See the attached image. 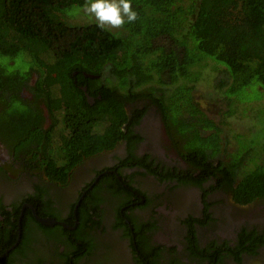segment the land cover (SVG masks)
I'll list each match as a JSON object with an SVG mask.
<instances>
[{
  "label": "trees",
  "instance_id": "trees-1",
  "mask_svg": "<svg viewBox=\"0 0 264 264\" xmlns=\"http://www.w3.org/2000/svg\"><path fill=\"white\" fill-rule=\"evenodd\" d=\"M85 2L0 0V140L35 147L34 153L43 142L48 176L64 183L76 164L132 133L126 107L147 99L185 161L205 176H219L238 204L264 199V140L255 154L248 146L224 160L223 130L196 97V84L210 66L228 75L215 91L230 103L247 111L245 95L253 85L264 96V0H131L137 19L117 31L102 30L91 17L85 25L70 24L67 14ZM35 200L45 217L48 207L38 195ZM17 215L15 222L0 223V255L17 241ZM33 221L27 211L20 245L0 264H12L26 251ZM38 227L48 238L63 236L60 226Z\"/></svg>",
  "mask_w": 264,
  "mask_h": 264
},
{
  "label": "flooded vegetation",
  "instance_id": "flooded-vegetation-1",
  "mask_svg": "<svg viewBox=\"0 0 264 264\" xmlns=\"http://www.w3.org/2000/svg\"><path fill=\"white\" fill-rule=\"evenodd\" d=\"M126 109L132 133L76 164L64 183L48 176L43 142L34 153L0 140V223L18 214L19 235L25 213L34 219L26 251L11 263L264 264V199L238 204L219 176L185 161L150 100ZM51 124L48 118L45 127ZM35 214L70 228L42 225ZM38 223L62 227L63 236L48 238Z\"/></svg>",
  "mask_w": 264,
  "mask_h": 264
},
{
  "label": "rangeland",
  "instance_id": "rangeland-1",
  "mask_svg": "<svg viewBox=\"0 0 264 264\" xmlns=\"http://www.w3.org/2000/svg\"><path fill=\"white\" fill-rule=\"evenodd\" d=\"M90 17L86 13L84 14L82 8L74 9L71 15L67 14L68 22L74 24V26L90 23V19L91 21L95 20L94 17ZM112 30L117 31L121 28ZM16 64L22 67L24 65L23 60H17ZM221 68L219 66V68L213 70L210 66L203 70L206 73H203V77L196 84V97L208 117L214 120L223 130L222 137L225 151L222 153V158L224 160L237 152L238 148L242 149L248 146L255 154L258 148L262 147V141L264 140V96L260 97L261 92L256 89L258 85H253L251 87L252 92L245 95L246 100L244 101L248 105L247 111L244 109L246 106H242L238 102L230 103L226 98L219 96L215 91L216 86L220 82L228 80V75ZM243 110L246 112H243ZM261 117L263 118L262 121L257 119ZM247 163L250 168L254 166V163L250 164L249 161Z\"/></svg>",
  "mask_w": 264,
  "mask_h": 264
},
{
  "label": "clouds",
  "instance_id": "clouds-1",
  "mask_svg": "<svg viewBox=\"0 0 264 264\" xmlns=\"http://www.w3.org/2000/svg\"><path fill=\"white\" fill-rule=\"evenodd\" d=\"M82 11L94 17L97 27L102 30L120 29L126 22L132 23L137 19L131 0H86Z\"/></svg>",
  "mask_w": 264,
  "mask_h": 264
},
{
  "label": "water",
  "instance_id": "water-1",
  "mask_svg": "<svg viewBox=\"0 0 264 264\" xmlns=\"http://www.w3.org/2000/svg\"><path fill=\"white\" fill-rule=\"evenodd\" d=\"M89 77L94 78L93 76H89ZM82 90H83L84 92H86V88H82ZM86 96H87V99H88L89 101H93V102H94V99L90 98V96H89L88 94H86ZM35 218H36V219H37L42 225H45V226H54V225H56V224H58V225L60 224V225H62V226H64V227H66V228H70L68 225H65V224H63V223H60V222L56 221L55 219H44V218L39 217L37 214H35ZM21 239H22V230H21V225H19V235H18V238H17L16 243H15L13 246H11L9 249H7V250L4 252L3 255L0 256V260L3 259L5 256L9 255V253H10L11 251H13V250L19 245Z\"/></svg>",
  "mask_w": 264,
  "mask_h": 264
}]
</instances>
